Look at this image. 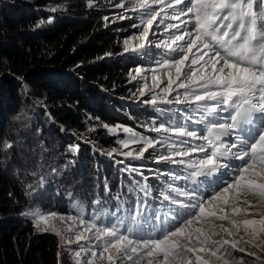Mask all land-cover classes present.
Masks as SVG:
<instances>
[{"label": "snow or ice", "instance_id": "6c2138e0", "mask_svg": "<svg viewBox=\"0 0 264 264\" xmlns=\"http://www.w3.org/2000/svg\"><path fill=\"white\" fill-rule=\"evenodd\" d=\"M125 11L137 14L139 23L131 26L139 31L124 39V53L149 46L164 50L157 68L151 70L154 87L145 83L138 89L141 97L146 90L152 93L143 103L187 105L201 114L195 123H204V130L198 133L185 125L161 123L148 129L164 134L156 139L116 125L126 134L117 141L121 149L141 146L128 151L113 148L107 155L142 159L149 149L165 148L167 154L157 155L155 162L182 165L188 173L160 175L190 181L193 187L168 183L159 198L162 205L173 207L147 215L146 199H138L126 218L112 212L115 220L107 223L103 212L89 218L82 209L76 215L38 211L26 215L39 231L55 233L60 247L78 245L75 264H244L243 256L234 255L237 251L253 257L252 264H264V0H132ZM161 27L166 35L153 40ZM134 72H130L132 80L145 70L137 66ZM164 77L167 81L161 87ZM229 136H234L231 143L223 139ZM12 147L9 141L0 143V151ZM78 150V144L69 146L73 154ZM194 153L202 155L193 158ZM230 168V181L218 183L211 194L200 192L197 178ZM121 171L143 175L132 164ZM133 190L143 192L145 198L151 194L145 184L129 189ZM122 207L121 202L117 210ZM153 220L159 226H145Z\"/></svg>", "mask_w": 264, "mask_h": 264}, {"label": "trees", "instance_id": "16d2710c", "mask_svg": "<svg viewBox=\"0 0 264 264\" xmlns=\"http://www.w3.org/2000/svg\"><path fill=\"white\" fill-rule=\"evenodd\" d=\"M106 3L96 0L86 6L85 0H0V143L8 129L18 131L25 127L20 118L25 102L67 128L82 129L87 140L96 146L110 143V135L100 123L86 126L87 113L108 123L119 120L118 113L124 115L125 122L136 118L133 111L125 116L122 102L105 91L126 93L119 33L130 23L118 18L105 21L104 16L118 12L105 10ZM102 86L106 89H100ZM158 112L159 116L146 118L164 123L168 115L165 110ZM19 142L13 143L10 155L0 151V264H56L55 234L34 232L30 220L20 215L28 198H62L68 205L80 204L92 212L102 201L97 195H104L102 189L109 184L97 179L87 196L80 190L60 187L62 181L51 178L49 172H38L41 168L31 173L33 168L27 165L37 159V147L30 144L32 139L24 143L23 149ZM84 144V154L78 151L70 159L79 172L95 152ZM163 165L156 167L165 169ZM117 172L115 169L116 184L125 186L126 198L133 196L135 190L129 189L142 184L139 175ZM95 175L98 178L99 171ZM41 177L46 179L43 184ZM148 181L152 182L149 178ZM110 192L108 189L105 196ZM108 199L113 201L110 196Z\"/></svg>", "mask_w": 264, "mask_h": 264}, {"label": "rangeland", "instance_id": "374dc122", "mask_svg": "<svg viewBox=\"0 0 264 264\" xmlns=\"http://www.w3.org/2000/svg\"><path fill=\"white\" fill-rule=\"evenodd\" d=\"M93 1L96 0H85L86 6H92ZM107 1L105 6V10L109 9H117L118 12L115 15H108L106 16L108 19L105 21L112 20L114 18H118L119 16H129V19H127L130 23L128 24V27L121 29L119 35H120V52H119V58L121 56V59H123L122 66L124 69V77L126 86H125V94L116 95L113 92H110L109 90H105L106 93H109L112 95L113 99L118 100V102H122L124 110H126L125 116L129 117V114H131V111H133V114L136 116V118L126 120L124 115L121 113H118L119 120L108 123L105 121H102L100 118H98L95 115H92L90 113H87L85 118V125L91 128L93 125H99L104 129V131L110 135L109 140H111L108 144H103L102 146L95 144H91L90 140H87L86 136L83 133L82 129H74V128H67L64 125L59 124L58 122L54 121L53 118H51L49 115L43 114V111L38 109L35 105H31L30 102H25L23 104V113L20 118L24 120L25 127L22 128V130L13 131L7 130L6 136L3 135L2 142L3 141H9L12 144L15 143L16 140H19V145H22V149L24 147V143L26 138L32 139V143L37 148L35 149V157L37 158L34 163L28 164L27 168H33L31 170V173L35 171L37 168L38 172H49V174L54 176L57 182L60 183V187H66L67 189H71L73 192L76 190L81 191V194L87 196V193L91 191V187L96 185L97 179L100 181L105 180V182H108L109 186L104 187V192L108 191L109 187L113 191V193H117L119 189V184H116L115 180V169L118 170L117 174H120L121 169L125 168L128 164H132L134 166H137L139 170L143 173L142 176L147 177L149 179L156 180L157 178L162 177L160 175L161 172L168 173L171 172L168 169H162L158 170L156 165H158L155 160L157 155L159 154H167V151L165 148H161L157 146L155 150L149 149L148 152L145 153L144 157L142 159H131V158H125L122 155H117L116 153H113L112 156H108L107 152L111 151L113 148H116L121 151H128V150H138L141 145L139 144H131L129 145L128 149H121V146L117 143L119 139L126 138V134L121 129H115L116 125H122L125 127H129L136 131L137 133H141L145 136H149L152 138L159 139L162 135V133H156V132H149L148 129L153 126H159L163 122H157L156 119H147L146 117L149 115H154V117L159 116L158 110L162 111L161 109H169L171 107L177 108L180 105L176 104H157L155 106L150 104H145L143 101L145 99H151L152 93L147 92L146 90V96L141 97L139 96L138 89L147 83L149 88H153V84L151 81V70L157 68L156 61L161 60V58L164 56V50L163 49H157L154 46H149L145 50L140 52H128L124 53L123 51V41L125 38L132 37L133 35L138 33V29L133 28L131 25L133 23H139V19L137 18V14L131 11H125V8H130L132 0H104ZM123 3L125 5L124 8L116 7L115 5ZM95 4V3H94ZM105 17V16H104ZM173 22V21H168ZM157 35L152 36L151 38L153 40H157L158 38H162L163 29L162 27L160 29H157ZM166 35V34H163ZM140 66L142 69L145 70L144 73H142L140 76H137V79L132 80L130 76V72L135 75L134 69ZM167 78L164 77L161 87L166 84ZM100 89H106L102 86ZM154 91H159V88H154ZM182 92V90H178ZM135 94V95H134ZM176 93H173V96H175ZM184 105V104H181ZM109 111V110H108ZM111 112V111H109ZM157 115V116H156ZM107 124L109 126H112L114 128L113 132H109L108 129L104 128L102 125ZM165 125L168 126H180L183 125L181 121H174L173 119L166 118L164 121ZM195 125L193 123L188 124V128L190 130ZM63 129V130H62ZM199 132H201L200 128L198 127L196 129ZM175 139V137H173ZM29 140L26 143H29ZM195 141H190V143H194ZM25 143V144H26ZM87 143V146L90 150L95 151L92 155L90 154L89 160L86 162L87 166L84 167L83 171L79 172V169L75 167V165L72 164L70 159L77 155L78 152L73 154L71 151H69L70 145H79V154H84L83 147H85V144ZM14 148V144L13 147ZM12 148L7 150L5 153L7 155H10L12 152ZM200 153H194L193 158H197ZM88 157V156H87ZM96 159H98V162H96ZM101 159V161H99ZM123 160L124 163H118V161ZM132 162H141L142 164H134ZM29 163V162H28ZM81 165V163H78ZM160 164V163H159ZM164 164L163 166H178L183 167L182 165H175V164ZM142 166V167H140ZM75 167V168H74ZM56 169L55 172L52 170ZM63 170H67L65 174L61 173ZM75 172H74V171ZM148 171V173H145L144 171ZM99 171V176L96 178V172ZM53 172V173H52ZM124 176L127 175V173L132 174L133 176L137 175L136 173H131L128 171H123ZM141 176V175H139ZM164 178H168L167 175H163ZM166 176V177H165ZM131 177H129L130 179ZM46 181V179H44ZM170 180V179H168ZM231 180V179H230ZM228 180V181H230ZM41 182V181H40ZM167 184L170 183L169 181H166ZM161 192V187L154 186L151 189V194L147 198H143L142 201L145 199L148 200L150 204L154 203L155 199L159 198V194ZM211 194V193H208ZM207 194V195H208ZM116 195V194H115ZM206 195V194H204ZM110 196V195H109ZM109 196H105L102 194L97 195V198L102 199L99 207L92 211L90 215L85 210V207L82 205H68L64 202V200L57 199L55 201H52L48 196L44 198L39 197H30L27 200V204L23 208V210L20 212V215L24 218H28L32 224V230L34 232H38L39 230L33 223V218L29 215H26V213H29L30 211H38L41 214H47L48 212H57L59 214H73L76 215L79 210H83V213L86 217L91 218L93 215L97 214L98 212H103L104 215L102 216V219L105 223H107L109 220H115V217H112L110 213L116 212L117 216H120L121 218H126L128 215V209L123 205V207L118 211L117 206L121 204V202L116 201L113 204H110V200L108 199ZM161 205V209L166 211L168 207H173L171 205ZM102 206V207H101ZM43 227V225H41ZM55 234V233H54ZM56 237V264H75L76 257L74 255V252L78 250V245L72 244V245H64L63 247H60L61 240L60 238L55 234ZM83 243V242H81ZM59 253V256H58ZM235 256L237 257H244V264H252L253 257H248L245 253L235 252Z\"/></svg>", "mask_w": 264, "mask_h": 264}]
</instances>
